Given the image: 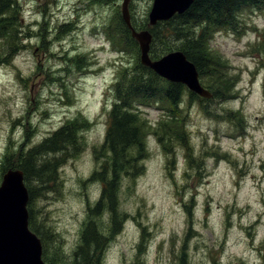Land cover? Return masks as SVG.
I'll use <instances>...</instances> for the list:
<instances>
[{
  "label": "rangeland",
  "instance_id": "rangeland-1",
  "mask_svg": "<svg viewBox=\"0 0 264 264\" xmlns=\"http://www.w3.org/2000/svg\"><path fill=\"white\" fill-rule=\"evenodd\" d=\"M122 2L19 0L23 45L7 59L0 40V184L16 152L81 121L75 144L55 155L56 187L30 203L49 255L60 252L63 264H73L103 189L94 173L109 156V87L140 60V50L119 52L109 42ZM152 3L131 0L132 19L148 21ZM241 19L240 31L222 29L211 40L235 93L207 111L197 101L187 108L191 151L202 159L190 165L187 148H165L147 133L137 174L117 177L115 211L104 200L91 221L105 236L101 264H264V10ZM145 108L151 131L164 112Z\"/></svg>",
  "mask_w": 264,
  "mask_h": 264
},
{
  "label": "trees",
  "instance_id": "trees-1",
  "mask_svg": "<svg viewBox=\"0 0 264 264\" xmlns=\"http://www.w3.org/2000/svg\"><path fill=\"white\" fill-rule=\"evenodd\" d=\"M254 9L264 10V0H194L184 13L176 14L167 21H160L155 26L148 27L147 18L140 21L132 19L136 29L148 28L153 34L151 58H159L172 50H182L196 65L202 84L212 91L213 97L204 99L191 92L184 84L170 82L160 77L152 69L144 66L139 58L131 68L123 66L117 73L115 81L109 87L112 106L105 140L109 156L102 163L101 170L94 173L95 179L103 183L102 195L96 208H90V221L82 231L83 241L74 252L73 264H101L100 253L105 245V236L91 221L95 213L101 209L104 200L109 202L112 212L115 211L113 198L118 189L117 177L121 173L133 176L137 174L140 158L147 152L145 144L147 133L154 135L165 148L168 145L173 148L175 144L187 148V160L190 165L202 159L195 157L191 151L190 136H187L184 125L188 115L187 108L193 101H197L207 111L209 104L216 99L225 101L233 96L234 83L223 66L224 59L215 52L211 40L215 32L222 29L240 31L243 28L241 24L244 23L241 14ZM20 14L19 0H0V40H6L7 59L12 58L23 45ZM108 36L117 51L129 52L130 49L133 54H139L138 42L131 36V31L120 13L116 25L108 30ZM258 46L264 49V38ZM145 107H155L164 112L151 131L148 129L152 122L142 115ZM211 114L215 115L213 112ZM231 116L229 113L227 117ZM80 127V120L66 123L41 143L16 152L15 156L20 154L19 161L7 165L8 168H20L24 172L30 195L28 205L30 228L41 237L43 257L48 264H63L65 259L60 252L53 253V258L49 255L47 247L49 235L36 220L30 203L34 197L44 195L56 187L61 160L60 155L57 157L55 155H62L68 146L75 144V134L81 131ZM46 155L55 162L51 165L45 162L47 160L43 161L45 163L41 162V157ZM9 160L7 156V163H10ZM31 182L34 185H30ZM181 264H185L184 259Z\"/></svg>",
  "mask_w": 264,
  "mask_h": 264
},
{
  "label": "water",
  "instance_id": "water-1",
  "mask_svg": "<svg viewBox=\"0 0 264 264\" xmlns=\"http://www.w3.org/2000/svg\"><path fill=\"white\" fill-rule=\"evenodd\" d=\"M122 2V18L140 48V61L170 82L182 83L191 92L205 99L213 93L201 80L196 65L182 50H173L157 59L150 56L152 32L137 30L132 25L129 3ZM194 0H153L148 27L184 13ZM29 190L21 169L10 168L0 184V264H48L43 259L41 238L29 226Z\"/></svg>",
  "mask_w": 264,
  "mask_h": 264
}]
</instances>
